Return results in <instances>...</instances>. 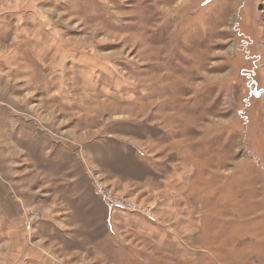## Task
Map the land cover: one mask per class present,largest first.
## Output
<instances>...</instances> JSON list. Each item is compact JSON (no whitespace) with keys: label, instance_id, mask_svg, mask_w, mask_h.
<instances>
[{"label":"rangeland","instance_id":"obj_1","mask_svg":"<svg viewBox=\"0 0 264 264\" xmlns=\"http://www.w3.org/2000/svg\"><path fill=\"white\" fill-rule=\"evenodd\" d=\"M0 69V264H264V0H0Z\"/></svg>","mask_w":264,"mask_h":264},{"label":"crops","instance_id":"obj_2","mask_svg":"<svg viewBox=\"0 0 264 264\" xmlns=\"http://www.w3.org/2000/svg\"><path fill=\"white\" fill-rule=\"evenodd\" d=\"M8 96V78L0 69V159L11 160L12 156L9 158L8 155H13L11 151L15 146L21 151L18 155L23 158H19L20 160L31 159L33 148V142L29 136L31 129L23 121L17 120L15 114L4 105L10 101Z\"/></svg>","mask_w":264,"mask_h":264},{"label":"built area","instance_id":"obj_3","mask_svg":"<svg viewBox=\"0 0 264 264\" xmlns=\"http://www.w3.org/2000/svg\"><path fill=\"white\" fill-rule=\"evenodd\" d=\"M98 194L107 201L114 209L126 212L147 213V209L139 206L134 200L125 196H112L101 185H97Z\"/></svg>","mask_w":264,"mask_h":264}]
</instances>
